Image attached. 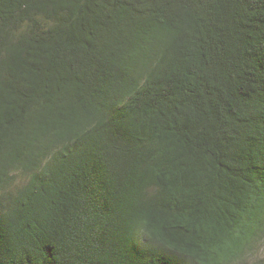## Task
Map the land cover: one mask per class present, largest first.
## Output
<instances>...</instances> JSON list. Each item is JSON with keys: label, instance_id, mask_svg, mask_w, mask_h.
I'll list each match as a JSON object with an SVG mask.
<instances>
[{"label": "trees", "instance_id": "1", "mask_svg": "<svg viewBox=\"0 0 264 264\" xmlns=\"http://www.w3.org/2000/svg\"><path fill=\"white\" fill-rule=\"evenodd\" d=\"M264 0H0V264H264Z\"/></svg>", "mask_w": 264, "mask_h": 264}, {"label": "rangeland", "instance_id": "2", "mask_svg": "<svg viewBox=\"0 0 264 264\" xmlns=\"http://www.w3.org/2000/svg\"><path fill=\"white\" fill-rule=\"evenodd\" d=\"M263 250H264V248H263Z\"/></svg>", "mask_w": 264, "mask_h": 264}]
</instances>
